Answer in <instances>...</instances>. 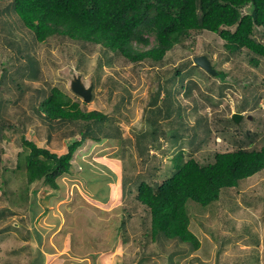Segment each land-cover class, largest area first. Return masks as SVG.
I'll return each instance as SVG.
<instances>
[{
	"label": "trees",
	"instance_id": "1",
	"mask_svg": "<svg viewBox=\"0 0 264 264\" xmlns=\"http://www.w3.org/2000/svg\"><path fill=\"white\" fill-rule=\"evenodd\" d=\"M200 33L220 39L223 52L214 58L213 44H206L200 53L178 54L177 49H193L197 43L193 37ZM48 40L61 45L60 51L68 49L79 66L96 49L101 55L99 61L123 58L134 67L147 66L141 72L155 93L148 102V126L134 136L139 171L123 159L131 139L123 136L119 125L121 119L133 116L128 107L130 90L112 76L99 83V66L96 79L91 76L90 102H96L95 87L103 84L108 108L87 110L89 102L71 91L74 96L67 95L45 80L37 45ZM175 55L182 57L180 65H168ZM196 55H205L215 66L216 78L223 81L225 89L241 88L243 109L256 106L250 105L252 95L236 75L251 76L259 61H264V0H0V141L5 131L20 132L16 141L22 147L15 168H3L0 175V239L13 232L25 243L12 255L17 257L18 252L25 251V264H43L45 260L43 253L34 252L30 245L32 234L27 225L36 213L29 186L35 184L32 196L38 191L42 195L52 192L60 186L59 179L70 173L72 156L85 140L101 143L117 138L119 160L86 167L85 177L91 180L97 196H117L121 201L115 234L121 264H177L183 256L189 258V264H205L194 254L200 245L199 231L215 241L217 264L220 254L230 246L240 253L237 262L258 264L264 243L258 221L264 223V219L256 220L247 211L241 214L238 202L255 198L242 190L255 175L263 178L264 186V117L251 112L261 129L235 132L231 127L238 125L231 117L200 114L205 108L203 99L217 105L208 90L204 95L192 81L202 96L195 98L186 85L191 83L186 76L198 66L183 57ZM186 66L189 74L182 71ZM32 82L42 85L33 88ZM252 83L260 84L257 80ZM129 85L134 87L131 82ZM27 90L32 91L28 105L42 122L41 129L24 112L16 124L6 120L20 110ZM190 108L194 124L186 119ZM33 125L40 142L49 143L51 132L56 130L63 139H76L63 154H57L48 147H38L24 135ZM41 130L45 134H40ZM216 137L222 140L216 143ZM185 140L195 150L212 145L213 161L202 164L178 150L171 157L172 165L166 166L164 158L170 147ZM167 142L172 145L163 147ZM223 143L225 149H218ZM237 242L247 249H239ZM167 245L173 248H165ZM127 250L132 253L128 255ZM10 259L1 264H11Z\"/></svg>",
	"mask_w": 264,
	"mask_h": 264
},
{
	"label": "rangeland",
	"instance_id": "2",
	"mask_svg": "<svg viewBox=\"0 0 264 264\" xmlns=\"http://www.w3.org/2000/svg\"><path fill=\"white\" fill-rule=\"evenodd\" d=\"M7 20L13 19H6V21ZM193 38L197 42L194 44V48H188L186 43L187 47L184 50L180 51L177 49L178 54H182L183 56V54L190 55V53H200L203 45L206 44H213L212 46L215 49V52H213L214 58L218 53L223 52L222 41L215 36L212 37V35L209 36L208 34L200 33ZM49 43L51 45H48ZM37 46V58L40 61L45 80L52 86L60 88L67 95L74 96L70 92L72 91V85L77 81L74 76L81 75L83 78L81 85L84 88H88L90 84H92L91 76L96 79L95 71L98 70L99 66V70L101 71L99 83H102L106 76H112L115 80L123 82V85L130 90L128 107L129 111L133 113V116L129 120L121 119L119 125L123 130V136L131 139L129 151L125 152L123 159L128 166H134V168L139 171L137 164L138 155L134 146V136L137 131L144 130L146 126H148V102L150 95H154L155 93L152 84L147 80L146 74L141 72L143 69H147V66L140 65V67H134L132 62L124 60L123 58L115 59L113 62L109 58L99 61L98 59L101 55L97 54L96 51L98 49L89 55L90 58L85 64L79 66L76 63V59L69 56L68 49L64 48L63 51H60L61 45L59 46L57 43H53V40H48V43L47 41H42ZM108 56L110 57V55ZM183 60L191 61L190 57L188 58L187 56H184ZM181 62L182 57L175 55V60L168 65H180ZM259 62L260 63L253 68L251 76L245 73L236 75L239 76L240 79H237V81L246 85L245 91L252 95V102L250 105L256 106H252L251 110L247 107L243 109L240 105L242 97L241 88L239 89L237 86V88H234V86L225 89L223 81H220L219 78L208 75L201 68H192V73L189 74L188 71L190 68L186 66L182 71L183 73L189 74L188 78L187 76L185 78L187 82H191L188 83V85L190 86L192 81H194L199 87V92L205 95V91L208 90L207 93L214 98L211 100L216 101L214 105L217 106L214 107L203 99L205 108L200 114L207 115V118H211L214 113L222 114L225 117H231L232 114L237 112L241 113L243 117L240 120L241 124L240 122L237 123L238 127H231V129H234L233 131L237 132V130H240L243 132V130H248L252 132L261 129L258 122L249 115L252 112V115L264 117V61ZM226 64L228 63L226 62L225 65ZM1 71L0 65V73ZM118 77H120L121 80ZM253 80L259 81L260 84H253ZM130 82L134 87L129 85ZM31 84H33V88L42 85L40 82H32ZM106 90L103 84L95 87V96L97 100H95V103L89 102L86 107L87 110L108 108L103 100L105 97L103 92ZM198 90L192 88L191 94L194 93L196 97H202L200 93L197 92ZM222 90L223 94L220 96L219 94L222 93ZM31 92L30 90L25 92V100L19 105L20 110H16L15 116L12 118L7 117L6 120L16 124L20 118L24 117V112V114L32 118L34 123L41 129V126H43L41 124L42 122L34 116L32 113L33 111L28 105V97ZM174 93L177 92L174 90ZM116 94L117 92L112 96ZM181 98L180 96V99ZM35 104H37V101ZM240 109L244 111L240 112ZM13 110L12 108L11 111L14 112ZM186 112L187 114L185 115H189L186 117L187 122L189 124H194V116L191 108ZM166 122L167 121H162L163 124ZM4 134L3 139L0 141V175L3 168H6L8 171L15 168L17 154L22 151L21 145L16 141L20 132L15 131L13 133H8L5 131ZM40 134L45 133L41 130ZM24 135L38 147H48L57 152V154H63L66 151L67 145L76 139V137L63 139L59 131L56 130L51 132L49 143H46V141L40 142L37 140L36 136H38V134L36 133L34 125L28 126ZM212 135H214L213 131ZM118 140L119 139L116 138L112 141H103L101 143L85 140L72 156L70 173L59 179L60 186L52 192L42 195L40 191H38L35 196H32L31 191L35 188V184L29 186L30 200L31 202L35 200L33 209L35 208L34 212L36 213L35 217L27 225V228H29L32 234L30 245L34 252L40 250L43 253V257L45 258L44 261L42 260L43 264H121L118 256L120 250L117 248V237L115 235L117 221L121 213V201L117 199V196L114 198L109 196L108 199H103L100 195L97 196L98 193H95L92 189L91 180L85 177L86 167L91 169L92 167H96L98 163L106 165L111 161L119 160L116 157L120 145ZM221 140V138L216 137V143H219ZM226 141L230 142L229 137H227ZM182 142L183 145L180 147ZM45 143L48 145H45ZM170 143L171 142L165 143L163 147L171 146L172 143ZM225 147L226 145L223 143L222 148L219 147L218 149H225ZM169 150L167 158H164L166 166H171V157H173L178 150L184 152L186 157H194L202 164L213 160L214 147L212 145L195 150L194 148L188 147L185 140L178 141L177 144L171 146ZM17 177H19V175H17ZM261 180H263V178L255 175L242 187V190L248 191L255 198L243 203L241 202L242 204L238 202V211L241 214L247 211L252 214L256 220L264 219V186L261 185ZM0 203H3L1 199ZM54 220H59L58 224ZM258 222V225H261V232H264V223H261V221ZM197 236L200 245L198 250L194 251V254L198 256V259L202 263L217 264V245L214 244L215 241L212 239L211 235L199 231L197 232ZM20 240L21 238L16 236L13 232L7 237L0 239V264L6 260V258H11V264H25L28 261L25 251L21 253L18 252L17 257L12 255L13 250H16L21 245H25V243ZM263 246L264 243L260 247L259 253L261 254V260H259L258 264H264V255L262 253L264 250ZM237 247L239 249H247V247L242 246L241 242H237ZM165 248L171 250L173 246L167 245ZM127 252L128 255L132 253L128 250ZM220 255L221 258L218 264H236L237 257L240 256V253L230 246L225 248L224 252ZM38 261L40 262L37 258L36 263H39ZM162 263L163 262L160 261L158 264ZM177 264H189V258L183 256ZM193 264H197V262ZM237 264H241V262L238 261Z\"/></svg>",
	"mask_w": 264,
	"mask_h": 264
},
{
	"label": "water",
	"instance_id": "3",
	"mask_svg": "<svg viewBox=\"0 0 264 264\" xmlns=\"http://www.w3.org/2000/svg\"><path fill=\"white\" fill-rule=\"evenodd\" d=\"M193 63L203 69L205 72H207L210 75H217L216 70L210 63L209 59L205 55H199L192 59ZM77 81L74 82L72 85V91L83 98L84 102H89L91 99V86L88 88H84L81 85V81L79 77H76ZM240 114H232V120L237 123L240 119Z\"/></svg>",
	"mask_w": 264,
	"mask_h": 264
},
{
	"label": "clouds",
	"instance_id": "4",
	"mask_svg": "<svg viewBox=\"0 0 264 264\" xmlns=\"http://www.w3.org/2000/svg\"><path fill=\"white\" fill-rule=\"evenodd\" d=\"M196 56H199V55H196ZM196 56H189L190 57V59H191V61H192V59L194 58V57H196ZM211 63V62H210ZM260 63V62H259ZM212 64V63H211ZM192 65H195L194 63H193V61H192ZM212 66L214 67V69L216 70V68H215V66L212 64ZM198 68H200V67H198ZM203 70V69H202ZM216 72H217V70H216ZM207 73V72H206ZM208 74V73H207ZM208 75H210V74H208ZM210 76H212V77H216V76H218V72H217V75H210ZM74 77H79L80 78V81H83L82 79V77L80 76V75H77V76H74ZM73 77V78H74ZM186 85L187 86H189L187 83H186ZM90 86H92V84H90ZM89 86V87H90ZM198 87V86H197ZM197 87H195V86H193L192 84L189 86V88H190V92H191V89L192 88H195L196 90H197ZM75 96L77 95V94H75L73 91H71ZM183 93V92H182ZM77 96H79V95H77ZM192 96L193 97H195L196 98V95H194V93L192 94ZM80 97V96H79ZM81 98V100L84 102V100H83V98L82 97H80ZM90 101H91V99H90ZM89 101V102H90ZM86 103H88V102H86ZM237 113V112H236ZM235 114V113H234ZM237 114H240L241 115V117H240V119H239V121L238 122H240V120H241V118L243 117V115L241 114V113H237ZM231 119H232V116H231ZM237 122V123H238ZM235 123V122H234ZM237 123H235V124H237ZM213 160H211L210 162H212ZM209 163V162H208ZM172 165V164H171Z\"/></svg>",
	"mask_w": 264,
	"mask_h": 264
},
{
	"label": "bare ground",
	"instance_id": "5",
	"mask_svg": "<svg viewBox=\"0 0 264 264\" xmlns=\"http://www.w3.org/2000/svg\"><path fill=\"white\" fill-rule=\"evenodd\" d=\"M52 252V251H51Z\"/></svg>",
	"mask_w": 264,
	"mask_h": 264
}]
</instances>
